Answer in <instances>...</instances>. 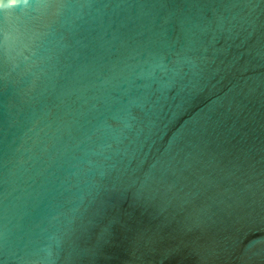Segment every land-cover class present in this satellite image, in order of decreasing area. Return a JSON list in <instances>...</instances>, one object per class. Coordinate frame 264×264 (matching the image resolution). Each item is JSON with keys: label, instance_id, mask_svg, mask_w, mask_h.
Instances as JSON below:
<instances>
[{"label": "water", "instance_id": "obj_1", "mask_svg": "<svg viewBox=\"0 0 264 264\" xmlns=\"http://www.w3.org/2000/svg\"><path fill=\"white\" fill-rule=\"evenodd\" d=\"M0 264H264V0H0Z\"/></svg>", "mask_w": 264, "mask_h": 264}]
</instances>
